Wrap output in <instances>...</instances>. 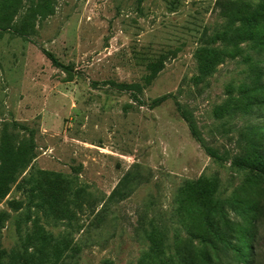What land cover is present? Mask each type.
Segmentation results:
<instances>
[{
    "label": "rangeland",
    "instance_id": "374dc122",
    "mask_svg": "<svg viewBox=\"0 0 264 264\" xmlns=\"http://www.w3.org/2000/svg\"><path fill=\"white\" fill-rule=\"evenodd\" d=\"M0 27V264L28 234L36 264H264V175L232 164L264 165V0H0Z\"/></svg>",
    "mask_w": 264,
    "mask_h": 264
},
{
    "label": "trees",
    "instance_id": "16d2710c",
    "mask_svg": "<svg viewBox=\"0 0 264 264\" xmlns=\"http://www.w3.org/2000/svg\"><path fill=\"white\" fill-rule=\"evenodd\" d=\"M0 29L11 30L16 34L24 35L23 33L19 32L18 30L14 29V28H11V27H0ZM47 55L52 59V61L56 65L61 66L64 69H68V70L70 69L69 66H66V65L62 64L61 62H59L57 60V58H55L50 52H47ZM131 95L136 101H138V103H140L142 105L145 104L144 101L141 98H139L138 95L135 94L134 92H132ZM169 98H174V96L172 94L162 95L160 97L152 99L148 105L150 107H156ZM175 104H176L177 111L180 113L182 118L187 122L192 136L200 143V145L205 150V152L209 156H211L212 158H214L215 160H217L219 162L225 161V158L221 154H219L215 149H213L211 146H209L205 143V141H204L202 135L200 134V131L198 130L195 122L192 120L191 116L187 113V111L184 109V107L177 100H175ZM26 148L27 149H25V154L28 155L30 153V151H32V147H31L30 143H29V145L26 146ZM232 164L239 167V168H245V169H250L253 171L260 172L261 174L264 175V165L261 162H254V161H250V160L245 159V158H241V159L233 160ZM148 237H149V239H153V237L151 235H148ZM26 240H27V245H25L24 250H22L21 252L12 251L10 253V261L7 262V264H36L34 261V258H33V254H34L33 249L34 248H32L30 250V247H35L36 243L33 242V238H32L31 234L27 235ZM180 264H183V262H181Z\"/></svg>",
    "mask_w": 264,
    "mask_h": 264
}]
</instances>
